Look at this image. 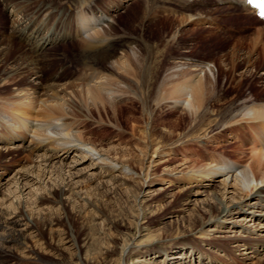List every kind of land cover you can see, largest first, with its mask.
<instances>
[{
  "label": "bare ground",
  "instance_id": "1",
  "mask_svg": "<svg viewBox=\"0 0 264 264\" xmlns=\"http://www.w3.org/2000/svg\"><path fill=\"white\" fill-rule=\"evenodd\" d=\"M88 1L90 3L95 2L94 5L98 4V0H80V2L76 0H48L47 2H37L35 7L29 11L28 0L25 1V4L23 1L0 0L4 10L9 11L11 8L12 14L17 16L22 14L23 16L19 15L20 18L10 19L8 27H1L0 68L9 77L2 78L0 74V86H15L14 83L17 78L23 80V83L29 82L23 84L20 90L19 87L13 88L9 98L0 100V144L8 145L6 143L11 144L15 140L22 139L18 149L8 148L7 151L10 152L14 149L20 150L19 148L25 146L24 142L28 141V148H30L28 151H31L33 155L30 152L27 162L36 159L32 161L31 166H23L13 177L11 184L15 185V191L19 194L14 196L18 198L15 203L17 205L14 204L12 209L0 208V264H24L25 260L29 258L39 261L40 264H60V260L55 262L57 257L53 254L62 251L61 247L58 246L68 240V236L65 237L64 233L55 230L54 227L63 223L59 218L53 217L52 206L50 213L48 212L49 209H46L47 212L41 209L39 226L42 230L39 231L33 224L34 215L32 214V219L29 218L31 216L29 212L33 210L32 206L38 209L40 203L42 204L45 199L50 200V203L54 202L64 212H66L64 207L71 200L74 205L84 202L83 206H86L87 210L93 211L96 206L93 202L82 197V184L80 181H75L80 175H84L83 171L86 173L88 170H93V174L90 176H99L102 173L113 176L118 172L125 177H130V179L134 178L135 173L131 170V165L114 163L101 153L90 138L86 137L84 129L88 126L87 121L93 118L92 115L95 111L98 113L101 122L107 118V121L113 126H120L121 116L128 109L131 113L143 111L144 116L141 119L132 116L133 120L138 123L146 119L152 124V128L134 126L135 135H137L138 128L141 130L140 138L135 146L138 150L140 149L143 160L151 158L152 154L160 156L163 153L175 151L173 150L175 147L176 151L185 149L186 152L192 143H201L207 139L218 140L236 135L241 142L240 150L245 154V163H243V168L240 169L239 173L234 171L235 165H230V162L225 158L214 154L209 166H201V169L198 168L199 170L187 176L190 182L197 184L195 185L198 189L196 194L202 193V189L213 187L214 181L220 182L222 186L220 189L223 191L222 195L215 191L212 194L213 198L210 197L201 201L203 206L197 212L202 213V215L208 212V218L203 221L204 226L213 224L221 227L228 222L230 217L233 218L235 214L243 212L248 213V216L241 220L243 223H253L254 219L255 221L264 219V98L256 99L250 94L243 93L220 96L216 91L219 83L214 75V79L211 78L212 69L205 65L192 64L194 69L191 70L174 65L167 69V72L171 70L172 72L165 76L163 74L165 73V63L158 60L163 52H155L154 54L143 35L135 37L131 33L126 34L125 31L113 33L105 29L100 31L98 29L99 24L97 26L96 24L103 17L99 16L98 13L89 15L92 4L88 8L84 5ZM219 1L230 2L231 9L246 19L254 15L253 11L245 5L246 0ZM56 2L62 14L67 13L70 16L71 13L74 14L72 16L75 20L73 28H67L62 23L65 20L63 16L59 17L60 27H58L59 18L52 9V5H55ZM112 3L113 1H111ZM114 6L121 5L116 4ZM165 6L170 5L166 4ZM54 7L56 9V6ZM110 9L111 13L116 11L112 9V6H106V17H108L106 10L110 11ZM151 9H153V3L145 0V11L143 10V14H138L137 17L140 20L139 23L148 22L154 16V20H152L154 24H163L162 10L159 11L155 8L151 14ZM2 15L4 17L1 18V22H4L6 16L4 13ZM113 16L110 18H114V21L119 17ZM46 21H49L48 27L44 25ZM185 21L187 18L182 19V22ZM255 22L257 25L264 24L258 19H255ZM252 25L244 26H247L248 29ZM41 27L47 28L50 32L40 33ZM140 27H143V24ZM7 29H9L8 35L6 34ZM23 30H27V33L25 34V31L21 33ZM64 33L65 35H63ZM15 34L24 45L13 42ZM70 34L79 37V61L78 65L75 61V68L79 67L80 71L72 80H62L65 82L62 85L43 83L45 77L39 71L38 62L41 63V60L37 59V55L42 57V52L46 49L48 51V48H41L47 42H51V39L56 42L62 37H70ZM119 34H124L123 38L119 37ZM183 36L181 34L182 39ZM263 42L264 28L260 27L255 30L252 49L260 45L263 49ZM138 43H140L139 46H143L145 52L143 59H140L137 56L138 52L136 53L135 48L133 49V46ZM114 47L120 48L121 52H115ZM20 49L26 50L25 54H18ZM32 54H35L36 57ZM246 59L249 63L250 59ZM162 75H164L163 78ZM241 80H235L237 85H240ZM58 81L61 80L58 79ZM16 85L18 86L17 83ZM16 93H21L18 98ZM257 97L259 98V96ZM126 104H131L133 107L123 108ZM163 107H167L168 116L176 114L179 109L184 111V114H181L173 125L175 131L183 130L180 136L177 137L170 132H160L155 127L154 113H156L157 108L163 109ZM83 108H86L87 112L82 110ZM82 127L84 128L82 129ZM2 151L3 149L0 148V163L2 162V154H7V152ZM40 151L41 154H39ZM69 157H72L70 165L65 163ZM88 162L89 165L85 168H79ZM2 168L0 165V170ZM98 170L101 174L94 173ZM140 176L143 186L152 183L148 179L150 176L148 171ZM113 177L115 180L117 179L115 175ZM46 179L54 183L49 186L48 190H45V193L35 197L34 202L28 203L24 199L21 202L18 201L24 196L23 190L26 186L28 188L32 182L44 183ZM2 185L0 182V189ZM95 189L97 190V188ZM190 193L193 195V192ZM253 197L256 200L249 202L248 200ZM245 206L249 209L246 210ZM73 215L74 218L78 217V215ZM250 217L252 218L250 219ZM262 229H264V224ZM212 231L215 230H209V232ZM225 231L233 232L230 228ZM37 232L38 234H43V232L49 234L47 241L42 244L46 247L40 245L42 250L34 247L29 238L30 235ZM194 232L206 234L203 223ZM259 237L252 238V241L241 239L242 245L236 244L233 247L244 248L242 250L244 252L239 254L246 255L242 259L255 260L257 256H251L249 250L255 248L259 252L258 249L264 247V237ZM238 240L240 241V239L236 241ZM126 245L122 251L124 258H131L141 252L139 244L129 243ZM187 252L178 251L172 254L167 251L154 252L162 255V260L159 263L156 260H145L144 258L149 254L135 257V261H133L136 264H187V260H189V263L193 264L195 258H198V261H202V263L207 260L200 258L203 257L200 253L192 252L187 255Z\"/></svg>",
  "mask_w": 264,
  "mask_h": 264
},
{
  "label": "rangeland",
  "instance_id": "2",
  "mask_svg": "<svg viewBox=\"0 0 264 264\" xmlns=\"http://www.w3.org/2000/svg\"><path fill=\"white\" fill-rule=\"evenodd\" d=\"M14 1H23L25 4L26 0ZM28 1L30 11L32 10L31 8L35 7L37 2H47L48 0ZM76 1L80 2V0ZM111 1H113L112 4ZM148 1L153 3L151 14H153L152 12L155 8L159 11L162 10L163 24H154L152 22L154 16L148 22L139 23L140 20L137 17L139 16L138 14H143V10L145 11V0H128L126 2L124 0H99V4L96 3V5H99L100 11L98 14L102 17H106V6L110 5L115 10L117 7L114 5L122 4L119 10L112 12L114 14L111 13V9L110 11L106 10L109 18L106 17V21L101 23L102 29L108 30L111 33L125 31L126 34L131 33L135 37L143 35L154 54L155 52H163L161 57L157 59L165 63L164 72L166 74L163 73L165 76L172 72V70L167 72V69L174 65L182 66L188 70L194 69L192 68V64L205 65L212 69L211 78L214 75L219 83L216 91L220 96L243 93L250 94L256 99L264 98V48L262 49L261 45L253 49L251 47L253 46L255 30L260 27L264 28V24L262 23L257 25L255 22L257 18L253 16L254 18L249 17V20L242 17L241 14L231 9L232 5L230 2H224L225 5L213 7V5L200 6L195 1L188 4L187 0L176 1L180 2L181 5L172 3L171 0ZM205 1L217 4L219 2V0ZM57 2L54 5L56 6L54 11L56 10L55 12L61 15ZM91 4L94 5L95 2ZM166 4L170 6H165ZM84 5L90 6V3L88 2ZM10 10L11 8H9V11L4 10L0 3V22L1 18L4 17L3 13L7 20L1 22L0 31L2 26H5V28L9 26L10 19L13 20L15 17L20 18L22 16V14H18V16L20 15L18 17L16 14H12ZM101 11L103 13H100ZM109 14L110 16L117 15L119 17L114 21L115 17L113 16L114 18L112 19ZM73 15L71 13L70 17L72 18ZM57 17L59 18V16ZM183 18H187V21L182 22ZM59 23L60 18L58 19ZM141 24H143V27H140ZM232 24L236 27L234 32L223 31ZM250 24L253 25L247 29V26ZM6 34H9V29H7ZM181 34L184 35L183 39ZM123 35L119 34V37L123 38ZM126 38L128 39L127 36ZM13 42L18 44L17 34L14 35ZM139 44L134 45L133 49L135 48L134 51L138 52L137 56L141 59L142 57L144 58L145 52L143 51V46L141 47ZM78 45L77 42L69 44L59 43L58 45L48 47V51L47 49L43 51V54L41 53L42 57L37 55V59L41 60V63L40 61L38 62L39 71L45 77L43 83L62 85L65 83L62 80L70 81L76 77L77 72L80 71L79 67L75 68V61H77V65L79 61L80 47L77 51L78 59L77 52L75 53ZM114 50L115 52H121V49L118 47H114ZM25 51L20 49L18 54H25ZM32 55L35 56V54ZM246 58L250 59L249 63ZM229 72L231 75H229ZM0 74L2 78L9 77L7 73L4 74L2 72L1 68ZM164 75H162V78ZM58 79L61 81H58ZM235 80H241L240 85H237ZM16 81L14 83L15 86H0V100L9 98V95L13 92V88L17 89L19 87L20 90L23 84L29 83H23V80L19 78ZM20 94L16 93L17 98ZM136 106L139 105L137 104ZM128 107L132 108L133 106L126 104L123 108L128 109ZM159 109L161 110L159 111ZM82 110L87 112L86 108ZM128 111H124L123 116H121L120 126H113L107 121V118H104L101 122L98 113L95 111L92 115L93 118L87 121L88 126H86L84 131L86 137L93 141L104 156L106 155L118 165H131L130 168L135 173L134 178L130 179V177H125L117 172L114 174L117 178L115 180L114 175L101 174L99 170L94 173L101 174L99 175L101 177L90 176V174H93V170L86 171L87 175L83 171L84 175H80L81 177L79 176L75 181H80L82 184H80L82 197L87 201L93 202L96 206L93 211L87 210L86 206H83L84 202L74 205L72 200L64 207L66 208V212L62 211L54 202L50 203V200L48 201L47 199L42 204L40 203L38 209H35L31 204L33 208L29 212L31 216L27 215L31 219L32 214L34 215L33 224L37 230H42L39 226L41 209L45 212H47L46 209H49L48 212L50 213L51 206L53 217L59 218L61 223H63L62 225H58V227H54V229L64 233L65 237L68 236V240L63 244H59L58 247H61L62 251L58 253L54 252L55 254L53 255L57 259L54 257L56 261L54 258L53 260L55 262L60 260V264H136L134 263L135 257L149 254V256L144 258L145 260H156L159 263L162 260V255L156 254L159 251H167L171 254L178 251H188L187 255H190L192 252L200 253V255H203L200 258L207 259L205 263L210 262L209 264H256L258 262L259 264H264V247L258 249L259 252L255 248L254 250H249L251 256H257L255 260L242 259L246 255L239 254L244 252L242 251L244 248L240 247L238 249L233 247L236 244L242 245L240 243L241 239L252 241V238H258L259 236H261L259 238H263L264 229H262V225L264 224V219L260 221H255L254 219L253 223H243L241 220L245 216H248V213L245 214L243 212L235 214L233 218L230 217L228 222L221 227L213 224L204 226L203 221L208 218V212H205L203 215L197 212L203 206L201 201L210 197L213 198L212 194L215 191L222 195L223 191L220 190L222 186L220 182L214 181L213 187L202 189V193L196 194L198 189L195 185L197 184L190 182L187 177L192 172L201 169V166H209L214 154L225 158L230 162V165H235L234 171L239 173L240 169L242 170L243 168V163H245V154L240 150L241 142L239 137L232 135V137L227 136L218 140L207 139L201 143L190 144L186 152L184 151L185 149L176 151L175 147L173 149L175 151L167 154L163 153L160 156L152 154L151 158L143 160L140 149L138 150L137 146H135L140 138L139 134L141 130L137 127V135H135L134 126L152 128V124L146 119H143L139 123L133 120V115L135 118H143V111L135 113H131L130 109ZM167 111V107L156 109L157 114L154 113L156 119L154 125H156L155 127L160 132L174 133L178 137L183 130L175 131L173 125L181 114H184V111L179 109L176 114L171 116L167 115ZM21 140H15L13 142L16 143L13 144L6 143L8 145L0 144V148L3 149L2 152H7V154H2V162L0 163L3 167L0 170V182L3 184L0 189L1 209L13 208L18 199L14 196L19 195L15 191V185L11 184L13 177L23 166L29 167L32 161L36 160L34 158V160L27 162L31 152L28 151L30 150L28 148V141L25 142V146H21L22 148L17 150V147L22 143ZM9 147L17 149L10 151L12 152L10 153L7 151ZM39 154H41V151ZM71 162L72 157H69L65 161L69 165ZM87 165H89V162L79 168H85ZM147 171L150 174L148 179L152 183L143 186L140 175L143 176L144 172L146 173ZM53 183V181L46 179L44 183L32 182L30 183L31 185L27 184L28 188L26 186L23 190L24 196L18 201L21 202L24 199L28 203L34 202L35 197L45 193V190H48L49 186ZM44 187L45 189H43ZM190 192H193V195ZM255 200V197H253L248 201L252 202ZM244 208L246 210L249 209L247 206ZM73 214L78 215V217L74 218ZM202 223L204 233L206 234L195 233L194 231L200 228ZM228 228L233 230V232H226L225 230ZM211 229L215 231L209 232ZM48 235L46 232H43V234H38L37 232L30 235L29 238L32 240L31 244L34 247L42 250L40 245L46 247V245L42 244L47 241ZM237 239H240V241H236ZM129 243L139 244L141 252L131 258H124L122 251L125 245ZM25 261L24 264H40L39 261H35L33 258ZM188 263L189 260H187ZM205 263L198 261V258L193 260V264Z\"/></svg>",
  "mask_w": 264,
  "mask_h": 264
},
{
  "label": "snow or ice",
  "instance_id": "3",
  "mask_svg": "<svg viewBox=\"0 0 264 264\" xmlns=\"http://www.w3.org/2000/svg\"><path fill=\"white\" fill-rule=\"evenodd\" d=\"M249 3L253 4L258 9H264V0H249ZM261 18H264V11L258 13Z\"/></svg>",
  "mask_w": 264,
  "mask_h": 264
}]
</instances>
